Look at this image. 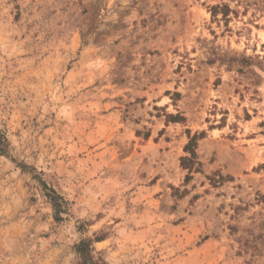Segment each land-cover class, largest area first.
I'll return each instance as SVG.
<instances>
[{"label": "rangeland", "instance_id": "rangeland-1", "mask_svg": "<svg viewBox=\"0 0 264 264\" xmlns=\"http://www.w3.org/2000/svg\"><path fill=\"white\" fill-rule=\"evenodd\" d=\"M0 130V264H264V0H0Z\"/></svg>", "mask_w": 264, "mask_h": 264}, {"label": "trees", "instance_id": "trees-1", "mask_svg": "<svg viewBox=\"0 0 264 264\" xmlns=\"http://www.w3.org/2000/svg\"><path fill=\"white\" fill-rule=\"evenodd\" d=\"M194 138L189 143V146L187 147L188 150H190V147L193 143L192 141L194 140ZM7 146H8V140L5 134L0 130V153H5ZM47 189H49L47 198L49 199V202L54 209L55 220L57 222H62L63 221L62 214L65 211L64 210V199L54 189L52 188H47ZM97 241H101V239L98 238ZM92 242H93L92 240L85 239L79 242L75 246L76 253L79 256L78 264H107V262L103 258L96 256V250L95 248L92 247Z\"/></svg>", "mask_w": 264, "mask_h": 264}]
</instances>
